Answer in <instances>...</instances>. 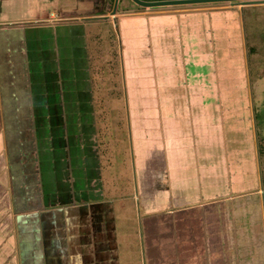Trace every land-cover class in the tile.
<instances>
[{"label":"rangeland","instance_id":"rangeland-1","mask_svg":"<svg viewBox=\"0 0 264 264\" xmlns=\"http://www.w3.org/2000/svg\"><path fill=\"white\" fill-rule=\"evenodd\" d=\"M34 1L13 0L6 5L0 0V15L25 13L38 18L48 4ZM92 1L54 0L50 8L63 16L89 17L104 0ZM111 4L108 0L105 6L111 21L92 15L82 27L89 67L80 71L83 84L71 85L78 112L80 104L93 132L78 130L71 146L67 140L56 139L54 148L49 138L43 141V164L54 160L61 168V192L48 193L49 209L42 194L45 208L27 215L34 218V229L28 224L21 227L18 217L13 219L11 235L17 248L25 230H31L30 236L22 253L15 252L2 264H88V260L82 263V253L102 251L104 246L105 252L119 255L112 264H143L147 208L164 212L207 206L226 196L233 197L228 203H235L237 194L264 190V2L143 7L119 0L116 13L127 14L122 18L117 14L116 20L110 14ZM18 43L17 58L6 54L5 48L0 51V77L6 68L2 76L15 69L13 74L24 82L27 93L28 55L23 41ZM75 89L83 90L82 98ZM71 115L76 124L81 116ZM57 124L54 127H60ZM167 127H177L184 145L180 158L175 148L169 158L163 154L166 145L159 142L165 141ZM65 146L70 156H64ZM91 153L96 162L85 170L86 155L91 158ZM89 191L113 199L78 202L74 213L78 219L59 208L77 203ZM103 206L112 208L114 232L104 236L105 244L96 235L109 224ZM232 211L234 224L243 221L242 212ZM42 212L50 217L46 229ZM5 218L6 213L0 216V224ZM49 241L56 251L50 250ZM23 255L30 259L22 261Z\"/></svg>","mask_w":264,"mask_h":264},{"label":"crops","instance_id":"crops-1","mask_svg":"<svg viewBox=\"0 0 264 264\" xmlns=\"http://www.w3.org/2000/svg\"><path fill=\"white\" fill-rule=\"evenodd\" d=\"M1 1L6 5L13 3V0ZM38 2L48 4V8L38 18L25 13L20 15L3 13L0 15V51L5 48L6 54L12 52L11 56L17 58L15 54H17L18 47L15 45L18 40L24 41L29 61L27 63L24 58L27 68L29 67L27 80L31 83L30 88H34L31 90L28 87L26 93L24 82L20 80L22 81L20 83L13 74L15 69L11 68L6 76H2L7 68L5 70H3L4 66L1 68L3 74L0 77V216L6 213V218L0 224V264L9 257H13L15 252L22 253L25 239L30 236V229H34V218H29L27 215L36 213L38 208L42 209L44 205L45 209H49L51 204L47 205V197L51 191L60 195L58 174L61 168L57 167L54 160L43 164L46 161L45 158H42L43 141L49 138V142L54 148L56 139L67 140L66 144L71 146L73 141L77 142L76 132L78 130L85 133L93 132L90 127H77V122L76 125L75 121L70 119L71 114L79 113L78 102L72 95L71 85H77V83L79 86L82 85L83 82L79 81L80 71L87 70L89 67L82 27L88 20L94 18L92 15H98L95 16V19L110 20L109 14H106L107 10H105L108 0L101 2L95 8L97 12L89 17L72 14L60 15V12L50 8L54 4V0H38ZM38 2L35 0L33 3ZM91 2L93 3L92 0ZM117 14L118 18H122L124 16L121 14L127 13L122 10L117 11L113 15L114 19L117 18ZM76 38L79 40L78 45ZM76 45L78 48L74 49L73 47ZM42 50L46 53V57H42ZM43 59L48 60L49 63L42 67ZM43 70L46 72L44 73ZM44 74H46V79L43 80ZM76 93L81 97L83 90H77ZM50 98L53 99L52 104L49 103ZM79 106L82 115H78L84 116L83 123L88 126V120L83 114V107L80 104ZM58 117L59 120L56 119ZM55 121L60 127H54ZM176 128L167 127V130L170 131L167 132L165 141L159 142V144L165 142L166 147L163 144V154L166 157L168 154L167 158L172 156V148H175L176 156L182 157L179 149L183 150L184 145L180 143ZM172 133L175 140H171ZM182 137L184 136L182 135ZM83 144L85 145V143ZM28 145H30L28 151H32V149L34 151L35 148L36 153L31 152L29 155ZM74 146L78 148L79 145L75 144ZM64 149L66 151L67 146ZM52 151L55 152L54 149ZM66 155L70 156L68 150L64 156ZM87 155L85 170L90 165L94 166L97 158L92 153L90 154L91 158ZM86 164L88 165L86 166ZM45 165L46 168H44ZM65 168L68 171L69 166L65 165ZM261 183L264 184V181L261 180ZM73 186L75 185L73 184ZM90 192L85 193L86 197L79 199L77 203L72 202L59 208H66L70 218L74 216L75 219H78L74 213L82 201L86 202L82 205H86L98 202L102 196H104L102 200L113 199L107 198L108 194H104V192L97 193V195L90 194ZM42 194H44V205L40 200ZM229 197L221 198L218 202L207 206L199 205L190 208L185 206L167 209L164 212H155L153 208H147L148 211H145L143 221L146 244L145 252H143V264H264V190L259 187L243 194H237L234 199L238 202L235 203H228L233 198ZM78 202L80 203L78 204ZM101 209L107 212L106 217L109 224L106 229L102 227L101 230L96 231V235L105 244L106 237L103 239L104 236L114 233L111 223L112 208L103 206ZM232 209H237L244 214L243 221L237 222V224L231 221ZM42 214V228L46 229V226H51L50 217L48 213L42 212ZM15 217L19 218L21 227L27 224L30 226L29 230H25V234H21V236L24 235L21 237L20 248L19 246L17 248V241L11 235ZM98 225L99 223L95 226ZM70 227L72 228L73 224ZM53 243V241L48 242L49 248L51 251H56ZM104 247H102V251L82 253V263L88 260V264H112L111 260L116 261L119 255L105 252ZM73 253L78 255V248H74ZM54 258L56 259V257ZM19 259L26 262L30 257L27 258L26 255H23ZM113 264L116 263L113 262Z\"/></svg>","mask_w":264,"mask_h":264},{"label":"water","instance_id":"water-1","mask_svg":"<svg viewBox=\"0 0 264 264\" xmlns=\"http://www.w3.org/2000/svg\"><path fill=\"white\" fill-rule=\"evenodd\" d=\"M119 0H113V6L110 11L111 15L116 13L117 3ZM137 5L143 7H156V6H167V5H182V4H194V3H205V2H219L229 1L232 4L239 3L240 5L263 3L264 0H131Z\"/></svg>","mask_w":264,"mask_h":264},{"label":"flooded vegetation","instance_id":"flooded-vegetation-1","mask_svg":"<svg viewBox=\"0 0 264 264\" xmlns=\"http://www.w3.org/2000/svg\"><path fill=\"white\" fill-rule=\"evenodd\" d=\"M75 40H76V44L78 45V44H79V43H78V42H79L78 38H76ZM75 40H74V41H75ZM19 41H21V40H18V42H19ZM21 43H22V42H21ZM73 43H74V42H73ZM18 45H19V43H17L15 46L18 47ZM77 45L74 46L73 48H74V49H77V48H78ZM19 46H20V45H19ZM79 46H80V45H79ZM23 47H24V49H25V54H27L28 51H27V47H26V44L24 43V41H23ZM18 50H19V47L17 48V51H16V52H18ZM47 51H48V50H47ZM42 52H43V50H42ZM42 57H46V53H45V52H43ZM48 63H49L48 60L43 59V61H42V67H43V65L48 64ZM28 68H29V67H28ZM42 69H43V68H42ZM43 71H44V73L46 72L45 70H43ZM27 72H28V71H27ZM45 76H46V74H44V78H42L43 80L46 79ZM78 114H80V112H79ZM77 116H78V115H77ZM77 119H78V122H77L78 127H87V125H84L83 120H82V119H83L82 117L77 118ZM77 124H76V125H77ZM29 146H30V145L27 146V148H28L27 151L29 150ZM31 152H32V153H33V152L36 153V152H35V148H34V151H33V149H32V151H28V154L30 155ZM23 154H24V153H23ZM22 156H23V155H22ZM15 157H16V156H15ZM23 157H24V156H23Z\"/></svg>","mask_w":264,"mask_h":264},{"label":"trees","instance_id":"trees-1","mask_svg":"<svg viewBox=\"0 0 264 264\" xmlns=\"http://www.w3.org/2000/svg\"><path fill=\"white\" fill-rule=\"evenodd\" d=\"M111 1V3L113 4V0H110ZM112 4H111V6H112ZM120 11V10H119ZM249 50H251V49H249Z\"/></svg>","mask_w":264,"mask_h":264}]
</instances>
